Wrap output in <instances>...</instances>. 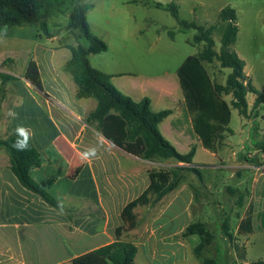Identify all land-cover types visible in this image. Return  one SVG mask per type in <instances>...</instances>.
<instances>
[{"label": "crops", "instance_id": "0c3cea01", "mask_svg": "<svg viewBox=\"0 0 264 264\" xmlns=\"http://www.w3.org/2000/svg\"><path fill=\"white\" fill-rule=\"evenodd\" d=\"M134 1L136 0H129V3L136 8L161 9L154 6L155 3H159L155 0ZM195 2L201 6L206 3L205 0ZM227 6L233 8L231 4ZM235 11L238 33L232 49L244 62V58L235 50L240 34L238 11ZM85 16L91 29L88 12ZM145 20L144 18L143 21ZM137 33L140 37L143 31L139 28ZM156 36L157 41H160L161 34ZM55 38L33 36V52H31V58L19 69L21 74L14 73L13 70L16 69L12 67L7 68L8 70L0 69V73L13 79L8 81L9 84L4 86L2 92L0 140H4L14 131L29 134L31 143L41 160L40 166L33 169L30 175L59 204V208H53L39 196L22 187L9 169L6 152L0 148V264H71L74 258L115 242L116 229L124 225L122 220L124 207L148 188L149 172L157 169L155 166L158 165L124 152L106 140L92 125L86 123L88 114L96 108V101L93 98H75L76 85L71 76L64 71V65L70 57L64 64L57 65L56 54L67 49L61 48L60 44L59 48L54 47L52 44ZM119 48L125 49L126 46L122 44ZM91 56L92 54L88 57L90 64ZM30 61H33L38 69L42 88L40 92L35 91L24 77ZM12 64L10 63L11 66ZM181 64L173 72L165 70L152 76L145 75L140 84L135 81V74L96 69L111 75L114 87L132 100L138 102L148 98L153 112L169 110L170 114L159 124V130L165 139L169 137L174 141L171 143L175 148L176 143L180 141V136L194 135L191 117L186 112L177 78V70ZM205 64L207 63L203 64L204 67ZM91 66L93 67L92 64ZM245 70L244 62L243 72L250 79ZM122 78H130L131 83ZM147 91H152L153 95H147ZM249 95L251 93L246 96L248 114L255 101V95L252 94L251 101ZM240 118L242 126H249L245 120L248 118L242 116ZM255 119L261 127V123L264 122V110H261ZM167 121L169 123H166ZM232 134L231 131V134L226 135L219 151L229 146L226 141ZM242 136L243 138L236 144L237 150L231 151L229 157L232 161H238L243 152L251 153L252 135ZM198 146L202 147L201 142L195 137V143L190 149L195 147L196 151ZM211 155L217 156L213 153ZM262 156H264V148ZM219 160L222 161V158ZM192 166L199 169L207 167L193 164ZM217 167L220 165L212 168ZM229 168L247 169L249 167L236 165ZM203 182L206 190L211 193V186L205 179ZM182 190L183 186L180 184L176 190L164 196L154 206L162 208L159 212L161 222L156 228V233L155 230L152 233L156 236L159 233L157 231H160V239L180 234L189 225L187 222L178 225L174 223L180 216L188 217L190 214L188 212L192 197L191 195L182 196L187 194ZM240 191L245 192V189ZM180 198H183L184 202L177 212L173 208L176 200ZM245 200L236 218L235 227L231 230L237 238L236 242H240L243 248L240 264L264 261L248 258L250 247L255 244L264 245V172L253 174L251 192L248 191ZM250 203L253 205L252 233L238 235L240 221ZM149 207L150 205L140 206L134 210L137 216L136 227L122 232L120 237L122 241L133 243L137 247V253L138 247L145 245L141 242L126 240L125 236L137 232L139 227L137 212L141 208ZM146 244L153 246L152 242ZM154 246L150 248L154 249ZM184 248L183 244H179L167 259L149 260L146 264H200L194 259L184 257ZM182 250L180 258H177L175 252Z\"/></svg>", "mask_w": 264, "mask_h": 264}, {"label": "trees", "instance_id": "16d2710c", "mask_svg": "<svg viewBox=\"0 0 264 264\" xmlns=\"http://www.w3.org/2000/svg\"><path fill=\"white\" fill-rule=\"evenodd\" d=\"M65 3L66 0H0V34L6 33L10 28L28 25L35 27L36 35L52 39L55 34L50 29L49 21L64 13ZM154 6L167 11L177 21L179 30H194L196 33L192 43L203 45V49L197 55L189 56L182 62L177 70V78L186 112L191 117L194 136L205 150L216 154L222 148L226 135L231 134L228 127L231 109L236 110L244 118L250 116L257 118L259 112L264 110V88L258 91L252 86L250 79L243 72L244 62L232 49L238 33L236 11L226 6L218 14L221 36L220 48L216 52L212 38L215 25L198 26L193 22L180 20L178 6L175 3L167 5L155 3ZM87 9L79 2L73 3L68 28L72 32L76 30L77 39L81 40L84 37L89 45L82 47L78 42L76 45L67 43L65 38L59 40L60 47L70 51V59L65 63L64 71L71 76L76 85L75 98H93L96 101V108L88 114L86 123L92 125L106 140L134 157L153 163L173 160L176 164L182 165H175L168 170L150 171L148 188L122 211L124 225L116 229V241L71 261V264H134L137 247L120 239L122 232L136 227L137 216L134 210L140 206L157 204L164 196L179 187L185 173L198 176L200 181L202 176L192 167L195 147L187 154H180L161 134L159 124L169 116V110L153 112L148 98L138 102L132 100L114 87L111 75L91 66L89 55L104 53L108 47L90 33L85 16ZM214 62H217L220 68L230 70L224 84L215 82L203 65ZM24 77L35 91L42 90L38 69L33 61L29 62ZM10 79L12 78L7 75L2 78L0 102L3 98V83ZM249 93L255 95V101L248 114L246 96ZM224 96L231 97L229 103L223 99ZM25 141L27 147L19 150L17 143ZM259 147H263V142ZM0 148L6 152L9 169L19 184L39 196L49 206L59 208V204L30 175L33 169L40 166L41 160L29 134L14 131L4 140H0ZM226 191L235 198V206L241 209L248 192L232 187H227ZM252 213L253 205L250 203L240 221L238 235L252 233ZM221 230L229 241L234 239L229 218L224 219ZM182 236L199 238L193 252L201 257L203 249L209 243L206 225L201 222L191 223L184 229ZM202 264L217 262L213 258L203 257ZM250 264H264V261Z\"/></svg>", "mask_w": 264, "mask_h": 264}, {"label": "rangeland", "instance_id": "374dc122", "mask_svg": "<svg viewBox=\"0 0 264 264\" xmlns=\"http://www.w3.org/2000/svg\"><path fill=\"white\" fill-rule=\"evenodd\" d=\"M154 1V0H151ZM161 4L174 2L179 7V19L187 22H193L198 26H216L212 38L214 40V49L220 48L221 25L218 18L219 10L231 4L238 11V24L240 34L235 50L242 56L246 63L245 72L248 73L252 86L262 91L264 88V0H205V5L201 6L197 0H155ZM81 3L88 9V19L92 26L90 33L103 41L108 47V51L101 54H92L90 61L96 69H103L107 72L135 74V81L140 84L145 75H155L165 70L173 72L183 60L189 56H195L202 48V45L192 43L195 35L194 30H179L177 21L163 9L136 8L129 3V0H66L63 7L64 13L50 19V29L55 34L53 46H58L59 40L65 38L66 42L76 45L78 42L82 47H87L89 42L83 37L78 40L76 30L73 32L68 28L69 14L73 3ZM146 19L143 21V19ZM133 19L134 22L132 21ZM143 31L140 37L137 36V30ZM36 29L32 26L15 27L0 34V69L15 68L16 74H21L19 70L24 62L31 58L33 52ZM79 31V30H78ZM80 32V31H79ZM169 32L171 34H169ZM161 34V40L157 41V34ZM123 42V43H122ZM45 44V42H43ZM124 44L125 49L119 48ZM50 45V44H48ZM25 48V49H24ZM35 50V49H34ZM70 57L67 50L56 54L57 65L64 64ZM10 63H13L11 66ZM205 67L211 78L217 83L224 84L226 76L230 73L229 69L221 70L216 62L212 65L205 64ZM24 68V67H23ZM7 69V70H8ZM23 70V69H21ZM6 77L0 73V85L2 78ZM8 77V76H7ZM129 82L130 78H122ZM13 79H10V81ZM9 81V82H10ZM9 82L3 83V88ZM12 83V82H11ZM11 85V84H10ZM152 91H147V95L152 96ZM230 102L229 96L223 97ZM253 95H249L251 101ZM249 126L241 124V118L237 111L231 110V120L229 129L233 132L228 136L227 146L224 150L217 151V156L211 155L201 146L196 148L192 164L196 166H207L203 169L196 168L202 176L199 177L192 173H185L181 182L183 192L191 195L192 203L189 206L187 216H180L174 223L175 225L187 222L204 223L209 235V243L202 251L201 257L194 254L193 249L199 243L197 236L183 237L182 233L160 239L161 233L156 228L161 222L159 212L160 206L141 208L138 210V230L135 233L125 236L126 240L141 242L145 246L138 247V253L134 264H146L147 261H157L167 259L176 246L184 245V257L194 259L202 264V258H213L217 264H240V258L243 255V248L240 242H236L234 237L229 241L221 230V224L224 219L229 218L230 229L235 227L238 215L241 209L235 206V198L227 191V187L237 188L246 192H251L253 174L264 172V156H262L264 143V122L261 127L257 120L250 116L245 119ZM166 123H169L168 121ZM242 135H252L250 142V154H240L238 161H232L231 151L237 150L236 145ZM261 135V136H258ZM170 143L174 142L169 137ZM177 142V141H176ZM171 143V144H172ZM195 143L194 135H182L180 141L175 147L180 154H187L191 145ZM254 151H256L254 153ZM222 158V161L219 160ZM253 161V162H252ZM155 170H168L169 168L180 165L173 160L158 162ZM216 169L212 168L218 166ZM245 165L249 168H229V166ZM203 179L211 186V193L204 187ZM195 186L197 187L195 189ZM181 192V193H183ZM248 199V198H247ZM203 203H202V202ZM247 201V200H245ZM184 200H176L173 210L179 211L182 208ZM236 239V240H235ZM152 242L153 246H147L146 243ZM183 253L175 252L176 257ZM248 258L250 260H264V245L255 244L250 247Z\"/></svg>", "mask_w": 264, "mask_h": 264}, {"label": "clouds", "instance_id": "9594fccd", "mask_svg": "<svg viewBox=\"0 0 264 264\" xmlns=\"http://www.w3.org/2000/svg\"><path fill=\"white\" fill-rule=\"evenodd\" d=\"M16 146L19 150H23L24 148L27 147V143H26V141L25 142H18Z\"/></svg>", "mask_w": 264, "mask_h": 264}]
</instances>
